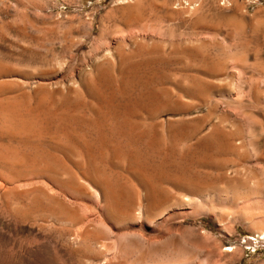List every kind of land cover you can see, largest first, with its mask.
<instances>
[{"label":"rangeland","instance_id":"rangeland-1","mask_svg":"<svg viewBox=\"0 0 264 264\" xmlns=\"http://www.w3.org/2000/svg\"><path fill=\"white\" fill-rule=\"evenodd\" d=\"M261 231L264 0H0V264H264Z\"/></svg>","mask_w":264,"mask_h":264},{"label":"bare ground","instance_id":"bare-ground-1","mask_svg":"<svg viewBox=\"0 0 264 264\" xmlns=\"http://www.w3.org/2000/svg\"><path fill=\"white\" fill-rule=\"evenodd\" d=\"M107 196H108V195H107ZM138 198H139V197H138ZM114 200H115V199H114ZM122 207H123V206H122ZM122 207H121V210H120L119 212H121L122 209H124V208H122ZM138 207H139V209H137V210H139V211L141 210V208H143V207H140V206H138ZM113 208H114V207H113ZM111 209H112V208H111ZM114 209H115V208H114ZM113 212H114V211H113ZM113 212H112V213H113ZM122 212H123V211H122ZM132 213H133V212H132ZM138 213H139V212H138ZM138 213H137V214H138ZM142 213H143V211H142ZM144 213H145V212H144ZM117 214H119V213H117ZM122 214H123V213H121L120 216H122ZM124 214H125V213H124ZM139 214H140V215H143V214H141V213H139ZM106 215H107V214H106ZM114 215L116 216V214H114ZM128 215H129V214H128ZM140 215H139V216H140ZM120 216H119V217H120ZM116 217H117V216H116ZM140 217H141V216H140ZM118 220H119V219H118ZM99 224H100V223H99ZM258 236H259V237L264 236V231H261V232L259 233ZM136 238H137V237H136ZM139 239H140V238H139ZM181 243H182V242H181ZM181 243H180V244H181ZM182 244H183V243H182ZM183 245H184V244H183ZM179 247H180V246H179ZM182 247H183V246H182ZM183 249H184V248H183ZM155 251H156V250H155Z\"/></svg>","mask_w":264,"mask_h":264}]
</instances>
